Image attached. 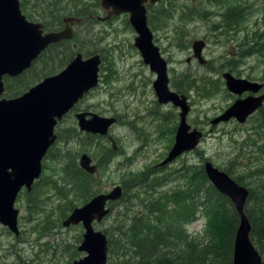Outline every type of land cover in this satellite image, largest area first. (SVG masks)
I'll list each match as a JSON object with an SVG mask.
<instances>
[{"label":"trees","instance_id":"16d2710c","mask_svg":"<svg viewBox=\"0 0 264 264\" xmlns=\"http://www.w3.org/2000/svg\"><path fill=\"white\" fill-rule=\"evenodd\" d=\"M204 1L210 5L199 8V13H210L208 9L216 6L217 10L222 9L221 13H225L220 19H224L228 13L249 12L246 0ZM98 2L99 0H19V8L26 19L41 23L46 32L61 29L64 17H77L82 21L73 27L71 40L47 46L19 76L4 77L2 97L8 99L19 96L43 78L54 75L71 60L74 53L79 52L85 56L100 53L88 40L87 33L83 36L80 31L81 27L89 26L95 21L89 16L99 13ZM169 2L170 0H162L153 6H145L148 14L155 13V16L149 15L151 17L148 16L147 19V25L151 29H154L159 20L172 18L170 13L175 11L169 6ZM180 13L179 17L184 18L185 13L189 12ZM238 19L242 20L240 16ZM221 24L211 25V32H217L220 27L223 30V23ZM185 28L182 26V30L175 32L177 41L181 43L180 48L185 46ZM242 38L244 45L240 42L236 45L239 52L244 47L251 52L264 54V30L249 39L245 36ZM248 41L251 46L247 44ZM241 56L244 57V54ZM100 65L101 74L110 73L109 69L103 71ZM108 76L110 75H100L98 82L105 81ZM191 83H195L209 96L207 88L213 86V83H205L201 79L183 81V85H175L174 89L190 92ZM259 112L264 117V112ZM260 113L238 144L239 152H247L243 156L246 163L239 162L238 167L232 160L223 165L221 170L247 190L243 211L250 225L249 238L261 257V264H264V140L260 145L255 142L257 137L260 139V135L264 134V123L255 126L256 121L261 118ZM54 134L56 139L41 161L39 178L33 182L28 192L21 190L17 195L24 196L28 215L37 212L39 198L46 194L57 201L54 206L55 210L60 211L57 225L51 227L49 219L45 217L32 229L39 236L50 234L53 228L61 226V222L73 208L102 193L98 177L104 173L109 158L115 153L110 147L98 143L93 148L95 141L103 137L79 133L77 128L62 130L58 126ZM74 141L79 150L66 146L60 148V144L66 145ZM80 151L86 154L89 152L87 155L92 157L91 160L97 166L95 174L87 175L77 167ZM98 152H103L100 158L96 155ZM201 165L202 161L200 165H181L177 169H168L169 164L161 168L148 166L139 172L125 174L120 199L108 204L109 212L106 217H112L111 225L103 230L106 235L108 264H231V246L237 216L227 199L209 184ZM114 210L116 214H113ZM198 217L206 221L202 231L198 235L187 233L186 226ZM74 256H77L76 253Z\"/></svg>","mask_w":264,"mask_h":264},{"label":"rangeland","instance_id":"374dc122","mask_svg":"<svg viewBox=\"0 0 264 264\" xmlns=\"http://www.w3.org/2000/svg\"><path fill=\"white\" fill-rule=\"evenodd\" d=\"M166 4L163 6L167 7ZM246 4L249 12L244 13L246 17L238 26L236 38L245 36L249 39L264 30V0H246ZM209 5L204 0H170L169 6L175 11L170 13L172 18L159 20L154 29L147 25L153 43L166 63L168 88L187 97L190 110L186 121L191 127L203 132L197 148L177 158L169 164L168 169H177L181 165H200L202 160H207L219 170L232 160L238 167L239 162L246 163L243 156L247 152L241 153L237 148L244 135L249 132L251 120L243 125L229 121L214 127L209 125V121L235 99V96L225 90L219 77L220 73L230 70L236 78H243L252 73L250 75L253 79H258L260 75L264 80V54L255 51L251 52L250 56L238 58L239 50L236 45L239 42L228 43L229 38L218 32H211L210 29L211 25L218 24L220 18L225 15L221 13L223 10H217L214 6L208 9L210 13H199V8H206ZM180 11L189 13L180 18ZM20 12L25 17L21 10ZM149 15L155 16V13L148 14L146 10V23ZM96 16L101 17V12L99 11ZM182 26L186 27L184 33H187V37L184 40L185 46L180 48L181 43L177 41L175 32L182 30ZM80 31L83 36L87 33L88 40L100 50V53H97L102 59L100 65L102 70L110 71L109 74L106 72L101 74L99 70V80L100 75L110 76L106 77L105 81L98 82L94 89L85 94L75 105L74 110L62 117L54 130L58 126L62 130L76 129L73 116L80 112L115 119L116 123L109 128L108 135L113 139L119 153H114V156L109 158L104 173L98 177L100 190L105 193L115 185L122 188L125 174L139 172L148 166L154 167L162 161L172 143V130L177 124V110L169 104L156 103L151 88L154 75L141 63L138 53L132 46L134 33L127 23L125 14L111 17L105 22L94 21L89 26L81 27ZM227 34L231 35L232 32ZM194 40L204 42L201 57L205 65L198 64L192 58L190 44ZM81 55L83 58L88 57ZM215 60H218V63ZM230 63H235V66L232 67ZM194 79L213 83V86H207L210 91L208 97L195 83H191L190 92L174 89L175 85L181 86L183 81H195ZM96 143L109 147L104 137L95 141L93 148L96 147ZM65 146L79 150L75 141L66 145L60 144V148ZM102 154L103 152H98L96 155L100 158ZM39 200L37 212L28 215L24 196L16 197L14 207L18 210V235L14 237L0 226V264H70L71 261L82 257L83 254L76 251L82 234L80 225L68 228L59 225L47 236H39L37 231L32 230L45 217L49 219L51 227L57 225L60 217V211L54 208L57 201L50 197V194L40 197ZM113 214H116L115 210ZM111 221L112 217H105L102 221L93 223V229L103 233V230L111 225ZM205 222L204 218L198 217L186 226L187 233L198 235Z\"/></svg>","mask_w":264,"mask_h":264},{"label":"water","instance_id":"95a60500","mask_svg":"<svg viewBox=\"0 0 264 264\" xmlns=\"http://www.w3.org/2000/svg\"><path fill=\"white\" fill-rule=\"evenodd\" d=\"M162 0H99L102 16L95 21L105 22L121 14L127 16V23L134 33L132 46L141 63L154 75L151 88L159 105L169 104L177 110V125L172 143L165 157L156 167L171 164L180 156L194 151L202 138V132L191 127L186 119L190 107L187 97L168 88L167 67L154 45L152 34L146 23L145 6H153ZM82 19L64 17L58 31H44L39 22L28 21L20 12L18 0H0V226L14 237L18 235V210L14 203L21 190L28 192L41 174V161L56 137L54 128L82 97L98 83L100 58L94 53L83 58L74 53L71 60L57 73L47 76L13 98L2 97L3 78H15L27 70L31 63L49 45L72 38V29ZM202 40L190 44L192 58L204 64L201 50ZM225 90L235 99L218 116L209 121L214 127L233 120L241 125L258 109L264 93L255 94L261 85L245 79L234 78L229 73L220 76ZM77 130L88 135L105 137L113 151L115 143L108 135L115 123L113 117H100L93 113L74 114ZM77 167L87 175L97 172V166L86 153L77 157ZM202 171L215 191L225 197L237 216L231 246V264H261V258L249 240L250 225L243 211L247 191L237 185L223 171L208 161L202 162ZM121 188L113 186L105 193L91 197L86 203L73 208L61 222L62 228L80 225L81 240L76 251L82 257L70 264H108L106 237L95 231L92 224L102 221L108 214L109 203L117 202ZM26 264V263H18Z\"/></svg>","mask_w":264,"mask_h":264},{"label":"flooded vegetation","instance_id":"af4514ba","mask_svg":"<svg viewBox=\"0 0 264 264\" xmlns=\"http://www.w3.org/2000/svg\"><path fill=\"white\" fill-rule=\"evenodd\" d=\"M229 15H226L225 17H224V19L222 18V19H220V21L223 23V28H224V30L225 31H222L221 30V27L220 28H218L216 31L219 33V34H222V35H224V36H226L227 38H229L230 39V41L228 42V43H234L235 41H238V42H240L242 45H244V38H240V37H238V38H236V34L239 32V24L242 22V20H240V19H238L237 18V15H240V17L243 19V21H244V17H245V15L243 14V13H228ZM221 22H219L218 24H221ZM222 25V24H221ZM228 32H232V34L231 35H228L227 33ZM225 33V34H224ZM250 41H248V43L247 44H249L250 45ZM242 54H244V58L245 57H247V56H250V54H251V51H248V49L246 48H244V47H242V52H239V55H237V57L238 58H242V56L240 57V55H242ZM186 61H188V59L186 60ZM215 62L216 63H218V60H215ZM225 63H227V62H225ZM230 64H232L231 66L232 67H234L235 66V63H230ZM204 65H205V63H204ZM233 70V69H232ZM229 73V74H231L230 73V70H229V72H227V71H223V72H221L220 73V76H221V74H223V73ZM250 74H252V73H248L246 76H244L243 78L242 77H240L239 75V77H240V79H245V80H247V81H249V82H255V83H257V84H260L261 85V88H260V90L256 93V95L255 94H244V95H242L241 96V98H244V97H246V96H258V95H261V94H263L264 93V82H262V81H264L263 79H261L262 78V76H260L259 75V78L258 79H253L252 78V76L250 75ZM232 75V74H231ZM219 76V77H220ZM233 76V75H232ZM234 77V76H233ZM234 78H236V77H234ZM98 84V83H97ZM178 94V93H177ZM183 95V94H182ZM79 102V101H78ZM230 105V104H229ZM75 107V106H74ZM223 111V110H222ZM221 111V112H222ZM259 111H262V112H264V100H263V102H262V104H261V106L258 108V109H256L251 115H249L247 118H246V120L241 124V125H243L244 123H247L248 122V120H251V125H253L254 123H255V120H256V118H257V116H258V113H260ZM220 112V113H221ZM219 113V114H220ZM218 114V115H219ZM146 115V114H145ZM217 115V116H218ZM260 115H261V113H260ZM216 117V116H215ZM213 119V118H212ZM230 121H233V120H230ZM229 122V121H228ZM116 123V122H115ZM261 123H264V117H262V115H261V118L260 119H258L257 121H256V124H255V126H258V124H261ZM224 124V123H223ZM236 124V123H235ZM114 125V124H113ZM112 125V126H113ZM177 125V124H176ZM238 125V124H237ZM111 126V127H112ZM176 127V126H175ZM175 127H174V129L172 130V134H174V130H175ZM252 127V126H251ZM250 127V128H251ZM79 132V131H78ZM80 133V132H79ZM82 134H85V133H82ZM258 136V135H257ZM263 137H264V135H263ZM263 137H262V135L260 136V139L258 140V144H261L262 143V141L264 140L263 139ZM105 138V137H104ZM258 138V137H257ZM263 140H262V139ZM106 140V139H105ZM261 140V141H260ZM110 147V146H109ZM115 153L117 154V153H119V149L118 148H116L115 149ZM97 195V194H96Z\"/></svg>","mask_w":264,"mask_h":264},{"label":"bare ground","instance_id":"6f19581e","mask_svg":"<svg viewBox=\"0 0 264 264\" xmlns=\"http://www.w3.org/2000/svg\"><path fill=\"white\" fill-rule=\"evenodd\" d=\"M237 1H238V0H237ZM242 4H243V3H242ZM231 5H232V4H231ZM240 5H241V4H240ZM238 7H239V6H238ZM239 9H240V8H239ZM244 9H245V8H244ZM228 15H229V14H228ZM94 17H95V16H89L90 19H94ZM75 18H77V17H75ZM94 20H95V19H94ZM223 30H224V29H223ZM223 30H222V31H223ZM223 36H224V35H223ZM260 39H261V38H260ZM262 56H263V55H262ZM204 63H205V61H204ZM163 114H164V113H163ZM226 123H227V122H226ZM260 126H261V125H260ZM200 131H201V130H200ZM201 132H202V131H201ZM263 135H264V134H263ZM263 135H262V137H263ZM202 136H203V132H202ZM260 136H261V135H260ZM261 139H262V138H261ZM263 139H264V138H263ZM258 140H259V139L256 138V139H255V142L257 143ZM260 141H261V140H260ZM262 142H263V141H262ZM259 145H260V144H259ZM115 149H116V148H115ZM115 149H114V150H115ZM203 161H207V160H202V162H203ZM231 165H232V164H231ZM233 170H234V169H233ZM221 171H222V170H221ZM223 172H224V171H223ZM224 173H225V172H224ZM225 174H226V173H225ZM226 175H227V174H226ZM228 176H229V175H228ZM240 176H241V175H240ZM229 177H230V176H229ZM230 178H231V177H230ZM232 180H233V179H232ZM233 181H234V180H233ZM234 182H235V181H234ZM235 183H236V182H235ZM236 184H237V183H236ZM237 185H239V184H237ZM115 186H117V185H115ZM239 186H242V185H239ZM242 187H243V186H242ZM244 188H245V187H244ZM245 189H246V188H245ZM246 191H247V190H246ZM108 212H109V211H108ZM247 220H248V219H247ZM249 240H250V238H249ZM250 242H251V241H250ZM251 244H252V243H251ZM252 245H253V244H252ZM253 247H254V246H253ZM254 248H255V247H254ZM255 250H256V249H255ZM257 253H258V252H257ZM260 258H261V257H260Z\"/></svg>","mask_w":264,"mask_h":264}]
</instances>
